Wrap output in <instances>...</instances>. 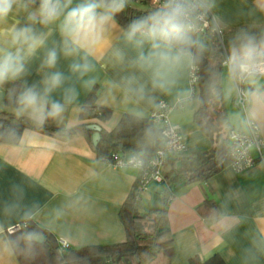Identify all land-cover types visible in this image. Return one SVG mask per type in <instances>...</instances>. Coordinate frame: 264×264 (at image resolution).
<instances>
[{
    "label": "crops",
    "instance_id": "crops-1",
    "mask_svg": "<svg viewBox=\"0 0 264 264\" xmlns=\"http://www.w3.org/2000/svg\"><path fill=\"white\" fill-rule=\"evenodd\" d=\"M83 2L72 0L70 7ZM135 7L144 8L142 2L127 0ZM26 3L14 7L13 13L0 24L8 29L13 24L24 27L30 22ZM264 9L262 0H216L213 14L220 17L223 41L229 43L241 29L252 32L264 31ZM58 23L31 25L36 32L49 33L45 45L26 62V73L15 81L0 86V111L8 109L4 104V93L14 83L19 84L20 93L25 86L35 84L43 90V79L59 71L64 77L62 85L50 94V99L64 102L65 92L74 88L76 100L66 105L60 121L45 123L58 128L77 125L79 112L93 87L98 88L96 104L111 110L104 121L92 119L87 123H98L101 128L111 130L124 113L150 117L161 100L174 106L170 115L172 123L181 129L187 153L204 152L212 148L210 138L194 121L197 106L196 94L191 100L177 104L182 93L189 90V70L179 73L174 84L169 77L160 80V87L153 86L152 72L132 67L136 50L127 44L124 29L115 19L107 28V44L88 57L91 70L83 76L73 73V63L83 64V53L65 56ZM5 46L8 38L2 37ZM55 48L57 63L54 68L43 66L47 52ZM147 46L144 51L147 52ZM124 54L123 63L117 53ZM134 75L145 86L143 100L129 93L125 77ZM95 80L90 88L84 85ZM222 86H225L226 109L229 123L237 124L238 118L246 113L234 101V92H229L228 70L222 67ZM248 87H264V77H259ZM155 97V103L151 98ZM29 117L28 115H24ZM264 139V128L259 130ZM255 162L249 167L235 171L229 165L212 174L206 181L178 185L173 191L174 198L166 204L168 225L173 239L171 264H188L191 257L205 259L219 253L225 264H264V147L258 154L252 149ZM169 168L166 162L164 171ZM138 169L116 168L96 152L84 135L60 139L41 131L26 128L20 140L15 143L0 142V264H20L9 241L8 229L24 223L26 214L47 229L56 239L68 241L71 248L85 245H106L124 241V227L119 219V209L131 192ZM161 184L157 183L142 193L150 203ZM205 199L214 201L215 217L201 215L197 206ZM163 258V263H164Z\"/></svg>",
    "mask_w": 264,
    "mask_h": 264
},
{
    "label": "clouds",
    "instance_id": "clouds-1",
    "mask_svg": "<svg viewBox=\"0 0 264 264\" xmlns=\"http://www.w3.org/2000/svg\"><path fill=\"white\" fill-rule=\"evenodd\" d=\"M19 3L20 0H0V24L7 20ZM71 4L72 0H39L38 8L28 12V25L18 27L17 22L6 30L0 29V38H8L7 46L0 39V86L23 76L26 62L45 45L46 36L51 33L38 34L31 26L35 23L48 26L59 22L57 26L64 55L83 53V64L73 63L71 71L83 76L91 70L88 57L107 44L108 25L125 9L127 0H83L74 7H70ZM23 6L28 7L27 4ZM215 6L216 0H162L154 10L133 20L124 32L126 43L137 53L132 67L151 70L154 87L162 86L160 80L165 76L169 77L168 83L174 84L181 70L195 69L208 49L204 42L205 30L218 37L223 35V22L212 14ZM257 10L264 11L258 5ZM145 46L147 52L144 51ZM117 56L123 63L124 54L118 52ZM56 63L57 52L53 48L47 52L43 66L54 68ZM223 64L228 70L230 94L236 92L247 104L246 115L238 118L235 126L228 122L222 125L225 136L235 145L240 134L250 135L264 128V87H239L264 77V31H238L229 43ZM221 78L222 74L213 73L208 80L209 93L216 100L221 96L217 87ZM63 81L62 73L56 71L43 79L42 92L35 84L25 86L16 98V115H28L39 127H43L48 119L60 121L66 105L77 98L75 89L70 88L65 92L63 103L50 99V94ZM94 83L95 80H89L84 86L90 88ZM124 83L129 93L140 100L145 98V86L134 75L125 77ZM182 96L191 100L192 91L189 89ZM151 100L155 103V97ZM162 135L167 136L168 133ZM128 163L142 168L145 161L142 154H134ZM26 218L31 219L32 214L27 213ZM24 239L42 244L45 236L42 232L31 231L25 234Z\"/></svg>",
    "mask_w": 264,
    "mask_h": 264
},
{
    "label": "trees",
    "instance_id": "trees-1",
    "mask_svg": "<svg viewBox=\"0 0 264 264\" xmlns=\"http://www.w3.org/2000/svg\"><path fill=\"white\" fill-rule=\"evenodd\" d=\"M23 1L29 7L39 6V0H36V3H32V0ZM154 9L147 4H144V8H139L127 2L125 9L115 19L127 29L133 20L140 19ZM204 42L208 45V49L203 55V61L197 65L198 78L195 84L197 106L194 111V121L210 138L212 148L204 152H192L169 158L167 161L169 168L164 171V181L160 183L162 187L155 192L158 200L156 204L152 201V206L146 213L138 208L139 202H134L138 186L136 179L118 213L125 230L124 241L106 245H85L70 248L65 253L59 254L57 239L47 229L32 219H27L22 223L21 228L9 233L10 244L20 264H171L173 239L168 225L166 197L173 193L176 184L180 181V185L206 181L230 161L229 141L222 128L225 122L229 123L222 92V78L217 83L221 91L218 100L211 97L208 89L210 75L222 74L225 53L219 41L207 32ZM18 91V83H14L5 91L3 96L5 106L17 108ZM97 96L98 88L93 87L81 106L80 122L65 129L48 123L39 127L27 116H17L16 112L8 109L2 110L0 111V142L15 144L20 140L22 131L30 128L60 139L84 135L98 158H111L112 152L116 151L123 154H142L144 160L151 158L162 143L161 129L151 117L124 113L111 130L101 128L98 145L92 144L93 131L86 128L87 121L92 119L104 121L111 114L109 108L96 104ZM197 210L205 217L211 218L217 215V209L211 199H205L197 206ZM31 231L43 233L45 240L42 244L24 239L25 234ZM188 264H225V262L219 253H213L205 259L199 256L191 257Z\"/></svg>",
    "mask_w": 264,
    "mask_h": 264
},
{
    "label": "built area",
    "instance_id": "built-area-1",
    "mask_svg": "<svg viewBox=\"0 0 264 264\" xmlns=\"http://www.w3.org/2000/svg\"><path fill=\"white\" fill-rule=\"evenodd\" d=\"M135 2H142L151 7H158L162 0H134ZM213 14V13H212ZM207 30H205V33ZM208 33V32H207ZM210 34V33H209ZM215 37L224 53L225 57L227 51L224 46L223 35L218 37L214 34H210ZM224 65V64H223ZM198 78V67L189 70V89L192 91V98L195 97L196 89L195 84ZM240 88H246V84L239 85ZM186 101L183 96L177 98V104H182ZM234 101L238 107L242 109L244 113L247 110V104L245 101L238 97V94L234 92ZM174 109V106L168 102L161 100L158 103L157 109L150 115L152 121L157 124L161 129V146L156 149L151 158L144 160L145 164L142 168H136L134 165L128 163L130 157L134 154H123L121 152H112L111 158H102L112 166L116 168L122 167H134L138 169V186L135 191L134 202H139L142 198V193L147 189L151 182L162 183L164 181V166L169 158L179 157L187 153V146L185 143L184 135L178 125L174 124L170 120V115ZM167 132L168 135H162ZM229 141V140H228ZM262 147H264V139L260 136L259 132H253L252 134H240L235 145L229 141V166L235 171L245 169L255 162V157L252 155V149H255L258 154L261 153ZM174 198V194L170 193L166 197V203L170 202ZM23 224L16 225L8 229L11 233L19 228ZM71 245L65 239H57V252L59 254L65 253Z\"/></svg>",
    "mask_w": 264,
    "mask_h": 264
},
{
    "label": "water",
    "instance_id": "water-1",
    "mask_svg": "<svg viewBox=\"0 0 264 264\" xmlns=\"http://www.w3.org/2000/svg\"><path fill=\"white\" fill-rule=\"evenodd\" d=\"M86 128L88 130L93 131V134H92V144L94 146L98 145V143L100 141V130H101L100 125L98 123H89V124L86 125ZM180 183H181V181L179 183H177L176 186H178ZM157 200H158V195L155 193L153 195L154 204H156Z\"/></svg>",
    "mask_w": 264,
    "mask_h": 264
},
{
    "label": "rangeland",
    "instance_id": "rangeland-1",
    "mask_svg": "<svg viewBox=\"0 0 264 264\" xmlns=\"http://www.w3.org/2000/svg\"><path fill=\"white\" fill-rule=\"evenodd\" d=\"M223 39H224V35H223ZM224 46H225V49H226V51H228V45H227V43L226 42H224ZM222 92H223V95L226 97V92H225V86H222ZM225 100V99H224ZM225 102V101H224ZM225 105H226V103H225ZM227 110H228V108H227ZM227 113H228V111H227ZM154 185H157V183H155V182H151L150 184H149V186H150V188L152 187V186H154ZM152 206V202L150 203L149 201H147L145 198H141V200L139 201V203H138V208L142 211V212H147V210H148V208L149 207H151ZM154 264V263H153ZM156 264V263H155Z\"/></svg>",
    "mask_w": 264,
    "mask_h": 264
}]
</instances>
